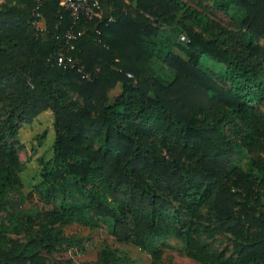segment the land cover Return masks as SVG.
Here are the masks:
<instances>
[{
  "label": "trees",
  "instance_id": "16d2710c",
  "mask_svg": "<svg viewBox=\"0 0 264 264\" xmlns=\"http://www.w3.org/2000/svg\"><path fill=\"white\" fill-rule=\"evenodd\" d=\"M212 5L233 29L213 32L184 0H98L101 16L77 21L57 0L0 4V264H46L42 250L71 243L64 229L89 213L155 258L168 248L202 264H264V167L242 168L264 147V0ZM70 28L80 34L67 42ZM58 53L90 79L57 65ZM202 57L225 66L223 82ZM44 111L52 155L37 157L25 191L16 134ZM207 233L229 235L233 254H212ZM100 260L127 264L112 250Z\"/></svg>",
  "mask_w": 264,
  "mask_h": 264
},
{
  "label": "rangeland",
  "instance_id": "374dc122",
  "mask_svg": "<svg viewBox=\"0 0 264 264\" xmlns=\"http://www.w3.org/2000/svg\"><path fill=\"white\" fill-rule=\"evenodd\" d=\"M3 1L4 0H0V4ZM184 1L213 21V26L211 27L213 32H217L215 30L217 25L223 26L226 29H233L229 18L224 13L214 8L212 0ZM202 34L205 39L212 38L211 33L206 32ZM174 52L188 59V56L180 52L177 48H174ZM154 65L161 75L167 76L168 73H170L165 66L161 70L158 62ZM201 66L208 71L215 80L223 82L222 74L225 72V66L223 64L210 57H202ZM119 90L120 85H117L108 92L109 97L115 95ZM5 101L0 99V126L5 125L3 120L6 115V112L3 111ZM255 105L264 112V103H256ZM44 131H46V137L39 141V136ZM227 131L230 135L229 129H227ZM232 138L234 141H239L233 136ZM53 140V115L49 111L40 113V115L33 120L32 124L19 127L14 146L22 162L21 166L23 170L21 177L23 179L25 191L30 188V184L37 180L36 173L39 170L36 160L37 157L43 156L44 159H48L52 155ZM11 141H13L12 138ZM258 164L264 167V147L262 149H257L255 147L248 149L242 162V168L251 173L256 172L259 174V171L256 170ZM56 195L59 194L57 193ZM69 199H67V201H69ZM260 209H263V207L260 206ZM6 213L7 211H3L1 214V220L4 222ZM88 219L90 222L87 225L73 223L64 229V235L73 239L71 243H64L50 252L42 250L41 254L45 257L46 264H113L111 262L104 263L100 260L101 253L108 250L114 251L127 264H202L193 257L181 255L177 251L168 248H164L161 255L155 258L137 246L117 241L112 235V229L107 220L99 218L98 216L96 217V215L92 213H89ZM28 229L30 235V233L35 230V226L29 223ZM10 236L20 240L25 239L24 233L21 235L11 234ZM202 238L212 254L218 252H223L227 256L233 254L234 242L229 235L222 233H207L202 236ZM73 241H75V243H73Z\"/></svg>",
  "mask_w": 264,
  "mask_h": 264
},
{
  "label": "built area",
  "instance_id": "2783aa9c",
  "mask_svg": "<svg viewBox=\"0 0 264 264\" xmlns=\"http://www.w3.org/2000/svg\"><path fill=\"white\" fill-rule=\"evenodd\" d=\"M38 4L42 0H37ZM59 5L68 10L75 21L80 17H85L88 20L99 18L101 15L98 11V0H57ZM37 16L40 15L37 13ZM34 24L39 25V20L34 21ZM80 34L79 31H75L74 28H70L66 33L67 42L75 40ZM180 39L184 40L183 34L180 35ZM73 48V45H70ZM56 64L66 68L67 66H77L76 70L80 76L86 80L90 79V73L84 68L82 64L77 63L71 56H65L62 53H58L56 57Z\"/></svg>",
  "mask_w": 264,
  "mask_h": 264
}]
</instances>
